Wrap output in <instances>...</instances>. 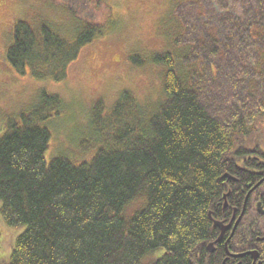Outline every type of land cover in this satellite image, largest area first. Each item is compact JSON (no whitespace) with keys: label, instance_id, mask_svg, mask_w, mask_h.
<instances>
[{"label":"trees","instance_id":"1","mask_svg":"<svg viewBox=\"0 0 264 264\" xmlns=\"http://www.w3.org/2000/svg\"><path fill=\"white\" fill-rule=\"evenodd\" d=\"M218 4H175L172 22L190 20L197 33L181 51L132 54L134 67L162 68V100L147 111L124 91L102 116V101L94 103L88 160L46 155L45 123L51 109L63 108L59 96L41 91L29 113L8 120L0 137V215L23 231L2 264H144L157 251L150 264L224 262L225 242L207 251L219 235L213 221L227 224L243 208L244 216L264 184V0ZM186 6L195 7V19L184 16ZM104 34L91 21L78 20L70 39L49 24L17 21L5 59L19 76L58 82ZM207 75L216 79L209 92ZM103 121L113 126L103 129ZM138 199L141 206L125 217ZM245 227L227 242L230 252L244 249Z\"/></svg>","mask_w":264,"mask_h":264},{"label":"rangeland","instance_id":"2","mask_svg":"<svg viewBox=\"0 0 264 264\" xmlns=\"http://www.w3.org/2000/svg\"><path fill=\"white\" fill-rule=\"evenodd\" d=\"M216 1L220 4V0ZM182 3L183 0H0V137L8 120L29 113L39 103L41 91H45L59 96L63 103L60 111L50 110L51 118L45 123L51 132L46 155L63 153L76 162L88 160L96 139L89 126L94 103L102 101V111L98 110L102 116L124 91H129L147 111L154 110L155 104L162 100V68L149 63L137 68L129 58L134 53L146 57L154 52H179L189 44L197 34L195 28L191 29L192 22L178 24L170 19L175 4ZM181 11L189 19L197 17L195 7L186 6ZM78 20L100 23L105 34L82 48L62 80L19 76L7 63L6 48L17 21L33 27L49 24L70 39ZM186 26L192 33L188 39H182ZM215 82L216 79L208 81L207 75L202 87L206 92L208 87L212 91ZM100 124L103 129L113 126L104 121ZM141 204L139 199L129 203L124 209L125 217H130ZM22 231L23 227L7 226L0 215V264L8 261ZM160 256L161 251H157L145 257L143 263L150 264Z\"/></svg>","mask_w":264,"mask_h":264},{"label":"flooded vegetation","instance_id":"3","mask_svg":"<svg viewBox=\"0 0 264 264\" xmlns=\"http://www.w3.org/2000/svg\"><path fill=\"white\" fill-rule=\"evenodd\" d=\"M258 204L261 207V211H258V208H257ZM237 218L238 216L235 215V219L232 221V216H231L229 223H231V225L233 226ZM243 223L246 225L245 231L240 232L239 236L240 238L243 237L245 241V247L244 249H241L239 251H233L231 253L236 255V254H242V253H245L251 250H257L260 255L259 260H262L264 262V260L262 259L264 240H261L264 238V184L260 186V188H258L254 192V194L251 196L249 203H248V209L246 210L245 215L244 216L242 215L237 225L238 227L236 228L237 232H239ZM230 231L231 229L228 232H226L223 239L221 240L222 242H225L226 238L230 235ZM244 257H247V258H244ZM230 259L232 261H230ZM228 260L230 262H233L231 264H242V260H243V264H252V260L249 256H243L240 258L229 257Z\"/></svg>","mask_w":264,"mask_h":264},{"label":"water","instance_id":"4","mask_svg":"<svg viewBox=\"0 0 264 264\" xmlns=\"http://www.w3.org/2000/svg\"><path fill=\"white\" fill-rule=\"evenodd\" d=\"M226 196L224 198H226ZM246 199H247V197H246ZM224 207H227V203L226 202L224 204ZM257 208H258V211H261V207H260L259 204L257 205ZM243 213H244V208L242 209V211L240 213V216L237 218V220H236V222L234 223L233 226L231 225V223L224 224L221 221H213V226H214V228H217L219 230V235H218L217 239L214 242H211V243H209L207 245L208 253H213L214 252L215 245L218 244L223 239V237L226 234V232H228L231 229L230 235H229L228 239L225 241V251H226L227 258L224 260V262L222 264H225V261L229 257L240 258V257H243V256H249L251 258V260H252V264H263V261L259 260L260 255H259L257 250H251V251H247V252L242 253V254L234 255L227 248V242L233 237V234H234V232L236 230L238 222H239L241 216L243 215ZM234 219H235V212L233 214L232 221ZM261 240H264V238L261 239Z\"/></svg>","mask_w":264,"mask_h":264}]
</instances>
